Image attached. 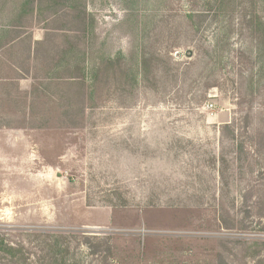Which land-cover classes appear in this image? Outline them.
<instances>
[{"label":"rangeland","instance_id":"rangeland-1","mask_svg":"<svg viewBox=\"0 0 264 264\" xmlns=\"http://www.w3.org/2000/svg\"><path fill=\"white\" fill-rule=\"evenodd\" d=\"M254 6L0 0V238L36 264H264Z\"/></svg>","mask_w":264,"mask_h":264},{"label":"trees","instance_id":"trees-1","mask_svg":"<svg viewBox=\"0 0 264 264\" xmlns=\"http://www.w3.org/2000/svg\"><path fill=\"white\" fill-rule=\"evenodd\" d=\"M260 1L262 2V0H260ZM252 2L255 4V6H254V10H253L252 14L249 15L250 16V23H251L250 26H251V30L253 32L254 37L259 42L260 49L258 51L257 60L252 62V64H251L252 65L251 69L252 70L255 69V67L258 66L259 63H261V65L263 66V70H264V21H263L262 15L259 12V7L263 3L256 4L254 2V0H252ZM5 46L3 48H6ZM68 80H72V79L68 78ZM251 82H252V85H253V79H251ZM225 130H227L229 135L232 137V140H234L235 139V131L232 130L227 125L225 126ZM261 137H263V136H261ZM239 147H242V146H239ZM222 160H223V163H224L225 162L224 158H222ZM262 197H264V196H262ZM0 239H1L0 240V252H2L4 255H8V256L12 257L13 260H15L16 258H20L21 257L23 259L21 264H36V263L30 262L29 259H26L25 255H22V253H23L22 250H19V249H16L15 247H13V246L7 245L5 243V241H3V238H0Z\"/></svg>","mask_w":264,"mask_h":264},{"label":"water","instance_id":"water-1","mask_svg":"<svg viewBox=\"0 0 264 264\" xmlns=\"http://www.w3.org/2000/svg\"><path fill=\"white\" fill-rule=\"evenodd\" d=\"M186 55H188V56H192V52L191 51H188L187 53H186Z\"/></svg>","mask_w":264,"mask_h":264}]
</instances>
